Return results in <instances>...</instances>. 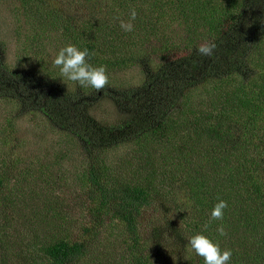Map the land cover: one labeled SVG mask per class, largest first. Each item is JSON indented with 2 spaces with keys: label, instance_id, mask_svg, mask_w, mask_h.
Masks as SVG:
<instances>
[{
  "label": "rangeland",
  "instance_id": "rangeland-1",
  "mask_svg": "<svg viewBox=\"0 0 264 264\" xmlns=\"http://www.w3.org/2000/svg\"><path fill=\"white\" fill-rule=\"evenodd\" d=\"M27 1L32 4L23 11L18 7L22 6L21 0H0V82L6 85L0 86V264H25L24 257L37 251L33 247L36 242L40 244L46 231H59L61 237L68 234L72 240H89L87 255L80 264H125L120 253L121 239L117 238L120 221L109 213L90 216L92 204L87 199L83 170L91 165H103L108 179L148 186L150 205L137 223L143 255L151 264H199L201 258L188 247L189 237L178 238L170 230L179 229L185 216L193 212L179 172L163 175L171 168L163 161L157 144L137 146L136 133L141 124L159 117L163 112L161 100L167 94H161L162 88L157 87L154 95L143 99L122 96L143 82L147 69L159 64L160 56L144 60L143 67L136 64L107 71L109 82L104 92L61 77L53 57L70 44L69 35L65 36L62 28L66 20L81 22L90 13L100 16L109 8L129 17L135 9L136 23L139 19L152 26L158 39L163 34L168 44L180 45L178 49L183 52L188 40H206L204 31L210 30L207 21L193 11L177 17L178 11L164 5V0H160L162 7L159 0ZM254 15H259L260 20L252 33V52L240 75L248 77L246 82L259 83V58H264V0L261 6L249 9L248 21ZM148 25L140 31L154 41ZM140 31L135 32L141 34ZM3 72L9 76L4 78ZM221 72L214 66L200 69L191 81L193 95L182 89L178 98L183 101L190 97L197 113L204 105L200 101L206 100L201 88L211 79L219 80ZM242 80V76L224 80V92L238 91ZM255 88L254 84L252 93ZM118 125L121 129H115ZM86 133L94 139L99 137L101 142L88 144L81 138ZM174 155L171 148L165 153L167 159L176 163ZM181 163L182 160L172 168H180ZM259 174L264 184V173ZM250 204L246 205L253 208ZM258 216L256 220L264 225V212ZM58 217L63 219L60 223ZM238 235L236 232L232 240L222 241L221 250L228 249L233 241V250L241 251ZM35 236H40V241ZM244 247L247 259L240 263L235 258L238 264L250 263L252 249L246 244Z\"/></svg>",
  "mask_w": 264,
  "mask_h": 264
},
{
  "label": "trees",
  "instance_id": "trees-1",
  "mask_svg": "<svg viewBox=\"0 0 264 264\" xmlns=\"http://www.w3.org/2000/svg\"><path fill=\"white\" fill-rule=\"evenodd\" d=\"M164 2L171 10L178 11L177 17L181 15L179 13L185 15L188 11L200 14L201 19L207 21L206 24L210 28L209 32L204 31L206 40H188L186 51L183 52L178 49L180 45L168 44L163 34L158 39L159 36L152 26L141 23L139 19L138 23L135 22L137 19L132 21L135 24L133 31L126 32L120 27V21L130 20V17L127 14L120 16L115 8L103 11L100 16L90 13L89 18L81 22L66 20L62 28L65 36L69 35L70 44L81 50L87 48L90 53H94L89 58V63L97 67L104 65L107 71L115 68L125 69L136 64L143 67L144 60L160 56L159 64L147 69L143 82L129 88L122 96L128 99H143L146 95H154V89L157 87L162 88L161 94H167V97L161 100L163 112L158 118L143 122L136 136L139 139L137 146L146 142L150 146L157 144L164 157L163 161L168 162L171 168L163 175L172 176V172H179L177 175L192 201V215L185 216L179 229L171 227V233L178 238L203 233L221 247L222 241L232 240L233 235L239 232L242 250L234 251V242H231L228 249L232 250L233 255L229 264H238V261L241 263L247 259L244 244L252 249L249 264H264V225L256 220L258 214L264 212V184L259 174L260 171L264 173V58H259V83L246 82L248 77L240 75L247 63L245 59L252 52V33L260 20L259 15H254V18L248 21L249 9L261 6L263 0ZM21 4L22 6L18 7L24 11L32 3L21 0ZM161 5L160 1L159 7L164 6ZM147 25L150 34L155 38L154 41L140 31ZM136 29L141 34L135 32ZM204 43L216 44L213 56L205 57L197 53V47ZM213 66L222 71L218 74L221 80L211 79L206 87L201 88L206 100L200 101L204 105L196 113L190 97L182 101L178 94L185 89L188 95H193L192 79L200 69ZM1 76L5 78L9 75L3 72ZM231 76L243 77L244 80L239 83L242 88L234 92H224L223 81ZM2 84L4 83L0 82V86H6ZM254 84L256 91L252 93ZM147 90L149 94L145 93ZM51 98L49 96L48 99ZM115 129H121V126L118 125ZM91 137L89 133L81 136L88 144L101 142L99 137H92L93 140ZM177 145L178 148H175ZM170 148L175 151L173 158L176 163L165 157ZM181 160L180 168H172ZM150 165L151 172L154 162ZM105 172L103 165H91L83 170L87 199L92 204L90 216L94 217L96 214L97 217L109 213L120 221L117 238L121 239L120 253L125 259V264H151L143 255L137 223L142 211L150 205V190L146 184H131L114 177L108 179ZM161 180L165 178L161 177ZM227 195H232L233 198L229 200ZM218 199L228 203L223 220L212 221L205 229L204 226L209 223L210 213ZM5 201L9 200L5 198ZM249 202L253 204V208L248 207L252 206ZM57 220L60 223L63 219L58 217ZM220 225L224 226L226 232L229 229L227 236H220L216 231ZM58 233L59 231H53V234L50 231L44 232L40 244L34 242L33 248L37 251L26 254L23 263L80 264L82 258L87 255L89 240L85 241L82 237L72 240L70 235L61 237ZM257 237L260 239L257 240ZM35 238L40 241V236ZM199 264H204L203 258Z\"/></svg>",
  "mask_w": 264,
  "mask_h": 264
},
{
  "label": "clouds",
  "instance_id": "clouds-1",
  "mask_svg": "<svg viewBox=\"0 0 264 264\" xmlns=\"http://www.w3.org/2000/svg\"><path fill=\"white\" fill-rule=\"evenodd\" d=\"M136 11H131L130 20L125 22L120 21V27L126 31L131 32L134 26L131 21L136 19ZM216 48L215 43H204L197 47V53L201 56L211 57L214 55ZM94 55L90 53L87 48L81 50L73 44H68L62 47L57 54H54L53 65L60 70L61 77L78 82L81 87H91L97 92L106 91V86L109 82L106 67L93 66L88 62L89 58ZM228 207L225 200L218 199L214 205L208 224H205V229L212 221L223 220L224 210ZM216 231L220 236H227V232L223 225H220ZM188 247L197 256L203 258L204 264H229L232 258V250H221L218 243L213 242L208 236L203 233H197L188 238Z\"/></svg>",
  "mask_w": 264,
  "mask_h": 264
}]
</instances>
